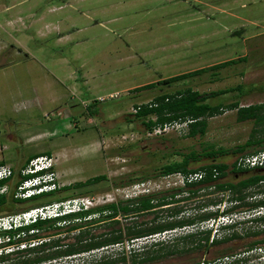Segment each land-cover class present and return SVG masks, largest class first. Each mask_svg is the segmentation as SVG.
<instances>
[{"label": "rangeland", "instance_id": "obj_1", "mask_svg": "<svg viewBox=\"0 0 264 264\" xmlns=\"http://www.w3.org/2000/svg\"><path fill=\"white\" fill-rule=\"evenodd\" d=\"M9 2L12 3L0 0V6ZM14 3L17 12L30 7L36 17L30 23L25 15H18L22 22L0 27V40L12 52L10 56L0 52V63H9L5 68L0 67V162L15 172L7 183L8 203L0 208L4 211L0 217L10 214L12 209L23 212L31 204L66 196L83 200L89 209L143 194L165 193L181 184L172 176L158 175V171L164 164L181 160V153L201 156L191 161L190 168H197L208 163L203 152L209 147L224 148L229 152L219 161L231 164L240 154L230 151L259 135L254 133L257 128L254 121L237 119L236 109H225L208 118L202 136H188L186 127L151 135L143 123L154 117L138 119L131 114L136 105L186 87L210 92L241 86L240 91L209 99L210 105L263 103L264 0H15ZM78 12L83 14L74 16ZM68 17L73 20L69 21ZM12 45L16 48L12 49ZM243 56L245 60L170 86L136 89ZM117 92L119 96L108 97ZM256 149H264V144L249 146L244 153ZM41 153L52 157L53 171L61 187L97 175L105 178L13 207L10 195L20 178L18 172L29 156ZM209 192L210 189L200 190L189 200L162 208L187 204L188 210L194 211L190 208L209 198H222V202L219 206H208L207 210L221 211L230 206L227 193ZM261 197L264 193L255 194L250 200ZM253 212L237 213L228 219L220 218L213 225H204L215 234L218 226L234 220L239 222L236 227L230 230L219 227L217 233L235 231L241 234L240 239L212 247L205 253L200 251L149 264L195 261L203 264L222 251L240 253L251 241L264 238V233L258 237L245 235L258 230L264 232V222L251 221L262 215H252ZM154 216L152 213L119 215L116 217L119 223L106 220L90 228L91 232L100 233L114 226L151 220ZM197 228L201 226L176 229L159 238L167 240ZM49 232L53 230H40L37 234ZM74 234L75 231L61 232L49 238L70 241ZM41 239L30 241L29 245L38 244ZM151 241L125 242L42 264H83L123 249L129 253V249H139ZM240 258L243 261L235 264H264V245L224 257L221 263H234Z\"/></svg>", "mask_w": 264, "mask_h": 264}, {"label": "trees", "instance_id": "obj_2", "mask_svg": "<svg viewBox=\"0 0 264 264\" xmlns=\"http://www.w3.org/2000/svg\"><path fill=\"white\" fill-rule=\"evenodd\" d=\"M245 56L237 59H229L219 62L207 67L195 69L189 72H184L168 78L158 80L137 87L136 89L153 88L155 85L170 86L175 82L182 81L188 77L199 75L208 71L216 70L227 65L237 63L245 60ZM240 91L241 86L223 88L213 90L210 92H199L190 87L178 89L173 93H162L153 98L150 102L136 105L139 108L131 114L134 118H145L153 116L154 118L148 119L143 124L148 129L152 130L158 124H164L172 121H189L187 125L188 136H202L206 133L207 119L218 114H221L225 109H236L237 119L239 121L252 120L257 125L254 133H259L257 136H252L251 140L245 142L241 147H237L230 152L233 154H244L249 146L263 145L264 144V102L258 104H251L248 106H239L237 102L229 103L226 105L217 104L210 105L208 100L216 98L233 91ZM92 113L95 111L92 110ZM259 150L256 149L252 152L255 153ZM229 150L224 148L215 149L213 146L209 147L203 153V157L208 159V163L201 165L197 168H190L191 161H197V154L181 153V160L173 161L164 164L158 171V175L166 176L169 174L180 172L188 174L190 172L204 171V176L197 181L186 183L179 188H173L171 191L165 193H148L139 196L127 198L120 202H110L89 209L80 210L77 212H70L62 216L48 217L45 219H38L35 222H30L27 225L11 226L10 228H0V264H42L51 260L65 259L74 257L84 253H91L94 250H103L114 245H123L126 243H134L137 240L152 236L154 234L171 233L173 230L186 228V227H199L202 223L208 220L214 222L225 215H235L237 213L250 211L253 208L264 205V197L259 199H251L255 194L264 193V168L242 169L237 168L235 163H225L219 161V158L228 154ZM41 154H34L29 156L24 162L22 168L26 166L31 158ZM49 155V154H47ZM5 164L0 162V165ZM11 175L7 178L0 180V186L7 184L14 176V170L11 168ZM21 171V170H20ZM18 172L19 179L15 183V187L26 178H31L34 175H21ZM238 175V178L235 176ZM231 176L232 178L228 179ZM104 175H97L83 182H77L72 186H63L56 191L34 195L27 199L14 198L11 192V203L13 207L18 204L35 202L45 194L68 190L71 188H81L92 185L104 179ZM210 189L211 194L221 192L227 193L226 201L230 204L229 207L219 211L207 210L210 205H220L222 198L206 199L204 202H199L194 208V211L188 210L187 204L177 205L167 208H162L165 205L180 203L184 200H189L197 196L200 190ZM186 193L185 196H181ZM179 196V197H177ZM68 199V196L56 198L46 202H37L31 204L23 211L32 207L42 206L54 201ZM8 203V193L0 194V208ZM4 212L3 210L0 213ZM22 212V211H20ZM16 210L12 209L10 214L1 217L13 216L19 214ZM143 213H152L155 216L151 220H141L129 223L126 226L113 227L107 231L100 233L91 232V226L109 220L112 223H119L116 219L119 215H139ZM236 220V219H235ZM216 226L217 231L230 230L237 226V223ZM254 222H264V215L251 219ZM245 223V220L241 221ZM53 230L47 234H37L39 231ZM75 231L70 241H65L61 238H49L61 232L70 233ZM213 229L201 227L193 231H188L182 235L175 236L174 238L152 240L150 244L145 243L139 249H129L127 253L124 249L116 254L103 255L98 259L86 261V264H149L153 262H165L173 257H180L184 255H192L197 252L205 253L212 247L219 246L231 240L240 239L242 236L238 232L232 231L229 234L219 235L217 231L212 233ZM263 231V230H262ZM261 230L245 233L246 236L258 237L263 235ZM28 234L26 237L25 235ZM47 237V239L45 238ZM43 240H42V239ZM41 239L40 243L29 245L30 241ZM26 243V244H24ZM23 245V247H20ZM256 245H264L263 239H255L248 243L246 248L240 253L233 251H222L218 253L211 260H204L203 264H223L221 259L224 257H233L246 253ZM9 249V250H8ZM241 259H235V264ZM83 263V264H84ZM199 261L191 262V264H199ZM77 264V263H76ZM225 264V263H224Z\"/></svg>", "mask_w": 264, "mask_h": 264}, {"label": "built area", "instance_id": "obj_3", "mask_svg": "<svg viewBox=\"0 0 264 264\" xmlns=\"http://www.w3.org/2000/svg\"><path fill=\"white\" fill-rule=\"evenodd\" d=\"M119 96V93H110L109 98H115ZM100 100H103V98H99ZM139 108H136L133 110L136 112V110ZM189 121H172L164 124H158L156 127H154L152 130L148 132V134H162L166 133L171 130L180 131L181 128H187ZM234 163L237 168L242 169H253V168H264V149L259 150L255 153H244L238 155ZM54 162L51 156H48L46 154L39 155L34 158H31L26 166L21 169V175H29L34 174L42 171V179H37L36 177L26 178L23 179L14 190L13 197L14 198H21V199H27L34 195L43 194V193H49L51 191H56L61 188L59 185L56 174L53 171ZM11 167L7 164L0 165V180L7 178L11 175ZM204 171H197V172H190L188 174H182L180 172L173 173L167 175L172 176L177 179V181L180 182V186L186 185V183H191L193 181L200 180L204 176ZM40 182H43L42 184H39ZM7 192V184L0 186V194ZM81 204H84L85 207H88L86 203L83 202V200L79 198H68L60 201H54L42 206H36L32 207L26 211L20 212L19 214L13 215V216H7V217H0V228L2 226H10L11 222L14 224H20L22 220L25 221H32L37 216L47 218V217H53L61 212H70L74 210L81 209ZM251 211H254L252 215H264V206H260L258 208L252 209ZM258 213V214H257ZM220 218H226L228 217H219ZM222 222V221H220ZM208 224L213 225L214 220H208L201 224V227L208 226ZM168 232L161 233V234H154L152 236H148L146 238H143L145 240H159V236H163ZM158 236V238H156Z\"/></svg>", "mask_w": 264, "mask_h": 264}, {"label": "crops", "instance_id": "obj_4", "mask_svg": "<svg viewBox=\"0 0 264 264\" xmlns=\"http://www.w3.org/2000/svg\"><path fill=\"white\" fill-rule=\"evenodd\" d=\"M12 3H8L6 5H1L0 8H2L0 10V13L3 15V17L0 19V27H11L12 25L16 24L17 22H22L21 17H17L18 15H25L28 22H30V20L34 19L36 17V14H34L33 9L32 8H28L26 11H19L17 12L16 8L17 6L15 5L16 3L15 0H11ZM69 7H71V4H68ZM79 14H83L81 12H78V14H75L74 16H78ZM87 18L91 19V17H89V15L85 14ZM68 20H73V18L68 17ZM31 23V22H30ZM24 25V24H23ZM8 46L4 41L0 40V52L3 51V53L7 52V55H11L12 52L8 51L7 47ZM15 45H12V49H15ZM2 54V53H0ZM3 61V60H2ZM9 63L8 61H3V63H0V67L1 68H5L6 66H8Z\"/></svg>", "mask_w": 264, "mask_h": 264}, {"label": "clouds", "instance_id": "obj_5", "mask_svg": "<svg viewBox=\"0 0 264 264\" xmlns=\"http://www.w3.org/2000/svg\"><path fill=\"white\" fill-rule=\"evenodd\" d=\"M34 176L33 177H36L37 179H42V171H40V172H38V173H34L33 174ZM43 182H40L39 184H42ZM85 209H87V207H85V205L84 204H81V209H79V210H74V211H70V212H77V211H80V210H85ZM70 212H61L60 214H58V215H56V216H62V215H64V214H67V213H70ZM53 217H55V216H53ZM223 217H228V218H230V217H234V215H225V216H223ZM48 218V217H47ZM38 219H45V218H43V217H40V216H37L35 219H33L32 221H25V220H22V222L20 223V224H14L13 222H11V224H10V226H8V227H6V226H2L1 228H10L11 226H19V225H27V224H29L30 222H35L36 220H38ZM224 222V221H223ZM222 222V223H223ZM221 223V224H222ZM220 225V224H219Z\"/></svg>", "mask_w": 264, "mask_h": 264}, {"label": "flooded vegetation", "instance_id": "obj_6", "mask_svg": "<svg viewBox=\"0 0 264 264\" xmlns=\"http://www.w3.org/2000/svg\"><path fill=\"white\" fill-rule=\"evenodd\" d=\"M235 178H238V175H236ZM262 206H264V205H262ZM259 207H260V206H259ZM257 208H258V207H257ZM253 209H255V208H253ZM250 211H251V210H250Z\"/></svg>", "mask_w": 264, "mask_h": 264}]
</instances>
